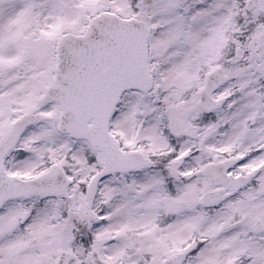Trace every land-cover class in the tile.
<instances>
[{
    "label": "snow or ice",
    "instance_id": "snow-or-ice-1",
    "mask_svg": "<svg viewBox=\"0 0 264 264\" xmlns=\"http://www.w3.org/2000/svg\"><path fill=\"white\" fill-rule=\"evenodd\" d=\"M0 264H264V0H0Z\"/></svg>",
    "mask_w": 264,
    "mask_h": 264
}]
</instances>
